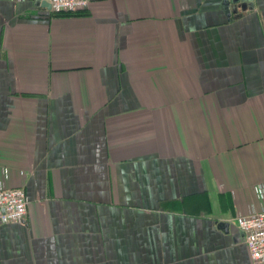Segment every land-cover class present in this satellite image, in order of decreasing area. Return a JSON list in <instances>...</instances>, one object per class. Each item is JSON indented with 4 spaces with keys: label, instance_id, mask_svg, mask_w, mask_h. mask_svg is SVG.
I'll return each instance as SVG.
<instances>
[{
    "label": "crops",
    "instance_id": "obj_1",
    "mask_svg": "<svg viewBox=\"0 0 264 264\" xmlns=\"http://www.w3.org/2000/svg\"><path fill=\"white\" fill-rule=\"evenodd\" d=\"M224 2L0 0V264H259L264 0Z\"/></svg>",
    "mask_w": 264,
    "mask_h": 264
},
{
    "label": "built area",
    "instance_id": "obj_2",
    "mask_svg": "<svg viewBox=\"0 0 264 264\" xmlns=\"http://www.w3.org/2000/svg\"><path fill=\"white\" fill-rule=\"evenodd\" d=\"M56 12L76 11L87 7L90 0H47ZM264 197V189L257 188ZM29 200L22 187H6L0 183V223L24 220ZM238 227L255 263L264 264V209L238 217Z\"/></svg>",
    "mask_w": 264,
    "mask_h": 264
},
{
    "label": "water",
    "instance_id": "obj_3",
    "mask_svg": "<svg viewBox=\"0 0 264 264\" xmlns=\"http://www.w3.org/2000/svg\"><path fill=\"white\" fill-rule=\"evenodd\" d=\"M39 4H40L41 6H43V7L48 8V9H52V5H51V3L48 2L47 0H39ZM224 6H225V8L228 10V8H229V0H225V2H224ZM224 225L227 227V226H228V223H225Z\"/></svg>",
    "mask_w": 264,
    "mask_h": 264
}]
</instances>
